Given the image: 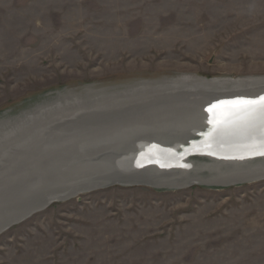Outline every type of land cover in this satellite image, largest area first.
<instances>
[{"label": "rangeland", "instance_id": "rangeland-1", "mask_svg": "<svg viewBox=\"0 0 264 264\" xmlns=\"http://www.w3.org/2000/svg\"><path fill=\"white\" fill-rule=\"evenodd\" d=\"M184 76L264 77V0H0V119ZM0 264H264V180L85 192L0 233Z\"/></svg>", "mask_w": 264, "mask_h": 264}, {"label": "bare ground", "instance_id": "bare-ground-1", "mask_svg": "<svg viewBox=\"0 0 264 264\" xmlns=\"http://www.w3.org/2000/svg\"><path fill=\"white\" fill-rule=\"evenodd\" d=\"M105 93L112 95L110 97L111 102L80 104L79 109L69 107L59 112L51 104H48L39 106L29 115L0 119V179L2 175L7 174L6 180L0 186V217H7L6 220L0 218V233L35 214L23 219L30 214L25 215L24 213L37 206L47 205L49 199L52 200L55 195L61 194V190L46 193L47 189H39L33 174H43L42 170H44L46 175L43 174L42 179L54 175L51 171L57 169L55 166L61 161L65 152L80 151V165L77 167L79 169L75 171L80 173V183L89 182L88 184L96 180L95 169L97 167L109 168V161L113 160L117 165H120L123 159L130 162L133 158L139 159L138 155L142 158L145 154L141 151L147 149L146 147L153 146V149H158L157 152L166 150L175 153L176 148L178 149V143L180 146L181 144H184L185 147L189 146L181 142V138H177V141L172 143L171 141L158 140L159 138L146 140L144 144L139 143L142 144V149L136 155L135 150L121 155L110 154L111 152H108L107 149L98 155L93 154L92 151L84 152V150L91 149V142L99 144L110 135L113 137L121 136L120 133L122 132L114 131V128L119 129L130 125L129 121L135 122L132 127L136 123L171 125V123H179L178 121L183 118L199 117L204 112L205 116L202 120L205 122L207 120L209 123L230 118L232 115H236L237 111L249 109L254 102L264 99V77L236 78L224 76L206 78L203 76H184L160 81H143L122 87V89L114 92L107 91ZM67 110L70 111L66 114ZM250 113L246 115V118L241 119L243 122H238L231 128L232 133L223 136L229 140L215 143L213 144L214 147L196 143V137L188 138V141L193 142L191 144L193 148H199L209 153L208 155L218 158L223 156L225 158L245 159L239 158L241 153L256 154L253 152H256L257 149L261 150L257 152L262 153L259 155H264V105H259L255 112ZM37 115L38 117H36ZM77 115H80V123L77 122L78 124L74 125L73 123L78 118ZM140 117L142 119H139ZM206 117L207 119H205ZM110 124L109 130L99 129ZM132 127L128 126L127 128ZM173 129L176 128L167 127L163 129V132L175 134V136L181 135L176 132L179 129ZM179 131L188 135L193 131L196 134L205 133L201 128L191 129L189 127L187 130L182 128ZM219 133L216 132L214 135L217 137ZM226 144H229L228 149H221ZM216 145L220 150L215 147ZM167 160L163 161L156 154L153 157L156 164L165 168L164 170H170L169 164H173L174 161ZM186 163L183 160L177 161L179 166L177 170L184 168ZM255 166L259 169L254 170L253 167ZM253 167L247 165L227 169L212 166L206 168L207 174L211 176L193 175L191 179L183 182L172 179L160 180L153 182L152 188L181 190L182 187L188 188L194 185H208L211 188H218L236 184H251L264 180V162H258ZM14 170L17 172L13 174ZM49 180V178L46 179V181ZM65 183H68V179H65ZM56 184H54L55 187ZM66 200L68 199H59L57 202ZM26 203L28 208L20 216H7L17 208L19 211L24 209L22 205Z\"/></svg>", "mask_w": 264, "mask_h": 264}, {"label": "water", "instance_id": "water-1", "mask_svg": "<svg viewBox=\"0 0 264 264\" xmlns=\"http://www.w3.org/2000/svg\"><path fill=\"white\" fill-rule=\"evenodd\" d=\"M253 103V102H252ZM259 105H264V99L259 102H254L252 106L249 109L239 110L237 111L236 115H232L230 118L227 119H221L219 122L211 121L210 123L203 121L202 118L205 116V112L201 113L203 115L197 117L194 116L192 118H183L182 120H179V123H171V125L167 124H151V123H136L138 126L129 125L125 126L123 128H119L116 131L122 132V134L119 137H113V135L108 136L102 142L99 144H95L94 142H91V149H85L84 152L92 151L93 154L98 155L99 153H103L104 150L107 149L108 152H111L110 154H117L121 155L124 153H128V151L135 150V155L138 153V151L142 149V144L139 143H145V141L152 140L154 138H159L158 140L165 141H171L176 142L177 138H181V142L188 144L189 146H184V144L178 143V149L176 148L175 153L169 152L166 150H160V152H157L158 149H153V146L146 147L147 149L141 151V153H144V157L139 159L133 158L130 162H126L125 159L122 160V163L120 165H117L115 161H109V168L106 167H97L95 169V175L97 178L90 184L89 182L86 183H80V173H77L75 170L79 169L77 168L80 165V151L75 152H65V155L62 156L61 161L57 163L55 166L57 169L51 171V173H54V175H51L50 177H47L50 179L49 181H46L48 178L42 179L43 174H45V171H43V174L36 173L33 174L35 180H36V186L39 189H47L46 193L50 191L54 192L55 190L60 191L61 194L55 195L52 200L49 199V202H47V205L43 206H37L35 208H32L28 212L24 213L27 216L23 217L25 219L26 217L40 211L41 209H45L49 207L53 202H57L59 199H69L76 195H80L82 192H90L97 189L107 188L110 186H132V185H147L152 186L153 182L160 181V180H175L179 182L186 181L188 179H191L193 175H203L207 174V169L210 167H221V168H236V167H243L247 165H257L258 162H264V155H259L262 153H257L261 151L260 149H257L256 154H246L241 153L239 158H245V159H235L238 157H228L225 158L223 156L221 157H214L211 155H208L204 150H201L199 148H193L192 143L188 141V138H195L197 139L196 143H201L203 146L211 145L219 143L220 141H226L229 140L227 137L228 133H232V127L236 125L238 122H243V118H246V115L251 114L250 112H255ZM207 114V112H206ZM153 119V118H152ZM207 119V117L205 118ZM154 120V119H153ZM227 120V121H225ZM248 120V119H245ZM224 122V124L221 125V123ZM245 122V121H244ZM206 124V125H205ZM173 126L176 129L181 130H187L189 128H201L204 130V134H196L194 131L191 132L189 135L184 134L177 130L180 136H175V134H167L163 132V129L167 127ZM142 127V128H141ZM127 128V129H126ZM134 129V130H132ZM173 129V130H176ZM218 130V131H217ZM216 132H220L217 137L214 135ZM174 137V138H173ZM136 143V144H134ZM138 143V144H137ZM167 143V142H166ZM248 145V144H247ZM218 145L215 147L217 148ZM80 147V146H79ZM229 144H226L221 149H228ZM220 150V148H217ZM174 151V150H173ZM215 153V152H214ZM264 153V152H263ZM109 154V155H110ZM159 156L163 161H171L173 160V164H169L171 168L170 170H164L165 168H162L159 164H156L155 161H153L154 155ZM75 155V156H73ZM259 156V157H252L251 156ZM250 157V158H249ZM171 159V160H169ZM185 161L187 162L185 167L181 170H177L178 164L177 161ZM117 162V161H116ZM162 163V161H160ZM160 163V164H161ZM121 167V168H120ZM257 167V166H256ZM176 168V169H174ZM253 169V168H252ZM257 169H259L257 167ZM255 170V169H254ZM30 172V171H28ZM106 172H109L106 174ZM26 173V172H25ZM50 174V173H48ZM29 175V174H26ZM46 175V174H45ZM68 175H71L69 178ZM74 175V176H73ZM103 176V177H102ZM40 177V178H39ZM66 177V178H65ZM101 177V178H98ZM42 179V181H41ZM65 179H68V183H65ZM195 179V178H194ZM56 180V181H55ZM57 182V184H56ZM151 182V183H149ZM195 182V180H194ZM62 183V184H61ZM56 184V187L55 185ZM58 188L57 187H60ZM49 189V190H48ZM41 191V190H40ZM39 191V192H40ZM27 204V203H26ZM21 204L24 209L19 211V208L13 210L7 216H20L23 212H25L28 208V204ZM35 209V210H34ZM2 220H6V216L3 218L0 217ZM1 220V221H2Z\"/></svg>", "mask_w": 264, "mask_h": 264}]
</instances>
